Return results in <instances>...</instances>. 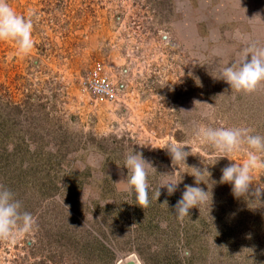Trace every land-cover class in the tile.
<instances>
[{
    "label": "rangeland",
    "instance_id": "1",
    "mask_svg": "<svg viewBox=\"0 0 264 264\" xmlns=\"http://www.w3.org/2000/svg\"><path fill=\"white\" fill-rule=\"evenodd\" d=\"M7 2L34 14V45L18 56L14 42L0 41V185L35 224L0 239V264H264V193L237 199L230 184H213L243 154L215 164L192 139L198 125L264 136V84L243 93L218 79L242 48L264 47V0ZM98 67L113 100L89 88ZM175 142L190 147L188 167L210 173L200 185L207 202L182 222L172 211L195 186L191 169L180 165L173 195L154 197L160 175L174 171L166 149ZM132 150L156 170L145 209L115 184ZM255 187L264 190V171Z\"/></svg>",
    "mask_w": 264,
    "mask_h": 264
},
{
    "label": "clouds",
    "instance_id": "2",
    "mask_svg": "<svg viewBox=\"0 0 264 264\" xmlns=\"http://www.w3.org/2000/svg\"><path fill=\"white\" fill-rule=\"evenodd\" d=\"M33 15L31 11L27 15L18 14L7 0H0V41L14 42L18 56L29 54L33 48ZM256 17L259 15L254 18ZM218 79L223 80L235 92L252 93L256 91L261 84H264V47L249 44L242 48L237 61L220 68ZM193 103L194 105L206 104L199 101H193ZM181 112L186 111L181 110ZM252 131L247 127L213 128L198 125L193 130L192 139L199 145L210 147L213 150L216 156L215 164L223 158L232 162L234 155L243 154V161L229 163L222 168L219 181L213 184H230L232 194L237 199L251 196L254 197L251 200L260 201L264 190L255 187L250 193L249 189L253 185L254 173L264 171V136L252 134ZM186 148L190 149L184 142H175L167 147L166 151L171 158L174 171L171 174H161L160 176L164 179L154 191L156 200L161 196L162 188L166 189L168 196L173 195L182 181V178L176 179L180 165L191 169L190 175L194 177L195 186H184L181 198L176 202L172 211L179 222L189 217L191 209H199L209 198V191L200 187L202 183L206 184L204 177L206 175L210 177L208 167H188L186 160L192 154L191 149L185 151ZM201 163L203 164L202 161ZM123 168L127 169V177L115 184L123 185L124 190L133 196L137 206L142 209L149 207V170H155V168L141 152L134 150L126 155ZM161 205L168 207L167 199ZM21 209L22 204L15 199V194L7 187L0 185V239L14 240L32 230L35 224L34 217L31 213L21 211ZM187 256H190V252L188 249H183L181 257Z\"/></svg>",
    "mask_w": 264,
    "mask_h": 264
},
{
    "label": "built area",
    "instance_id": "3",
    "mask_svg": "<svg viewBox=\"0 0 264 264\" xmlns=\"http://www.w3.org/2000/svg\"><path fill=\"white\" fill-rule=\"evenodd\" d=\"M88 85L92 93L106 100H113L115 89L110 85L106 78L100 75V68L93 69L88 74Z\"/></svg>",
    "mask_w": 264,
    "mask_h": 264
}]
</instances>
